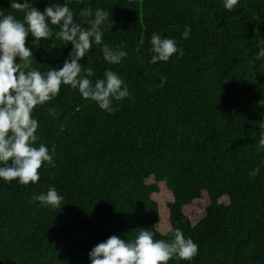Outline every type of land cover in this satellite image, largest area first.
Returning a JSON list of instances; mask_svg holds the SVG:
<instances>
[{
  "label": "trees",
  "instance_id": "trees-1",
  "mask_svg": "<svg viewBox=\"0 0 264 264\" xmlns=\"http://www.w3.org/2000/svg\"><path fill=\"white\" fill-rule=\"evenodd\" d=\"M80 10L103 8L114 21L103 42L127 56L103 60L93 45L80 63L103 78L111 69L131 98L112 114L61 86L33 116L39 143L54 153L36 184L0 180V264H90L88 252L111 235L154 239L181 229L199 246L191 264H264V0H66ZM63 0H34L41 11ZM0 12L23 19L0 0ZM87 27V24H84ZM26 38L32 67H62L71 50L56 35ZM153 33L176 40L180 53L149 63ZM54 107L58 115L49 116ZM261 166L258 176L248 172ZM55 187L56 209L33 197ZM168 264H189L170 260Z\"/></svg>",
  "mask_w": 264,
  "mask_h": 264
},
{
  "label": "clouds",
  "instance_id": "clouds-1",
  "mask_svg": "<svg viewBox=\"0 0 264 264\" xmlns=\"http://www.w3.org/2000/svg\"><path fill=\"white\" fill-rule=\"evenodd\" d=\"M240 0H222L223 7L232 11ZM34 0H10V8L23 13V19L0 12V180L17 181L21 185L36 184L40 180L42 166L54 162V153L37 135L39 121L34 110L46 106L60 93L61 86L77 90L84 100L94 102L109 114L116 111L113 101L131 98L128 85L111 69L105 70L103 78L92 79L95 72L84 68L80 61L93 45H100L103 60L117 65L127 56L120 47H110L103 42V27L112 28L114 21L103 8H82L77 22L66 0L63 4L50 3L43 11L33 6ZM87 24V27L84 24ZM53 25L59 26L56 35L72 47L62 67H50L42 72L32 67L33 51L26 46L31 36L32 44H39L53 35ZM149 63L168 62L173 54L180 53L173 38L153 33L150 38ZM264 58V48L255 56ZM49 116L58 113L48 109ZM258 145L264 148V125H261ZM264 165V161L261 162ZM261 166L250 170L248 175H259ZM43 207L59 208L64 197L55 187L33 197ZM199 246L181 229L171 233V239H154L152 231L141 228L134 239L126 240L117 235L109 236L88 252L90 264H168L170 260L191 261L198 255Z\"/></svg>",
  "mask_w": 264,
  "mask_h": 264
}]
</instances>
